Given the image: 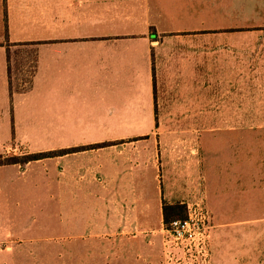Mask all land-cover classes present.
Masks as SVG:
<instances>
[{"label":"crops","instance_id":"obj_1","mask_svg":"<svg viewBox=\"0 0 264 264\" xmlns=\"http://www.w3.org/2000/svg\"><path fill=\"white\" fill-rule=\"evenodd\" d=\"M239 7L261 9L264 19V0H0V148L55 152L0 169L53 160L59 197L118 205L121 264H163L162 206L189 194L197 152L191 135L238 127L211 126L210 119L264 118V26H225L241 16L253 22ZM18 134H39L42 145L31 150ZM82 134L120 136L63 138ZM130 162L163 178L156 194L138 190L141 170L133 180L123 175ZM221 177L216 173L214 204L233 203L239 193L222 190ZM205 205L212 264H264V222L213 223L209 200Z\"/></svg>","mask_w":264,"mask_h":264},{"label":"rangeland","instance_id":"obj_2","mask_svg":"<svg viewBox=\"0 0 264 264\" xmlns=\"http://www.w3.org/2000/svg\"><path fill=\"white\" fill-rule=\"evenodd\" d=\"M239 8L248 13L252 7ZM257 8L262 9L263 6ZM260 11L247 14L253 22L246 21L243 19L246 16H241L242 19L225 23V26H264V19H258L260 16L257 13ZM257 20L261 23L255 22ZM82 119L86 121L85 117ZM68 121L73 126L83 125L82 128L94 126L79 123L80 118H68ZM236 124L238 127L234 131L191 135L194 138L191 140L192 146L197 152L192 159L189 194L178 196L173 203L182 205L196 198L203 199L205 203L209 200L213 223L264 222V118H240L233 122L231 119H222L216 124L214 119H210L211 126L225 128ZM116 136L120 135L82 134L63 135V138L64 141L86 142ZM123 136L133 139L139 135L127 133ZM39 137V134L14 135L16 140L22 138L25 143L30 144L31 150H38L42 145ZM49 141L54 140L47 139L44 142ZM140 147L141 145L137 146ZM177 152L181 154V151L175 150V181L179 178L178 171L182 166V159L177 156ZM20 154L29 153L23 148H0V155L3 157ZM44 163L46 164H33L25 171L15 168L0 169V264H121L124 246L117 228L118 205L111 204L108 209L106 201L101 198L59 197L53 160ZM140 170L145 173V179L143 177L142 183L137 181L138 190L156 194V186L160 190L163 178L154 179L155 170L148 171L143 167L135 170L133 162H130L126 163L123 175H129L133 180ZM216 173L222 176V190L227 191L233 187L239 193L233 203L214 204ZM231 178L235 181L238 178V182L229 183ZM134 184L132 181V185ZM226 206H238L241 210L223 213ZM242 207H248V211H243ZM152 226L157 230L159 222ZM255 227L258 225H254ZM102 240H110L111 243ZM105 256L111 259L106 261Z\"/></svg>","mask_w":264,"mask_h":264},{"label":"built area","instance_id":"obj_3","mask_svg":"<svg viewBox=\"0 0 264 264\" xmlns=\"http://www.w3.org/2000/svg\"><path fill=\"white\" fill-rule=\"evenodd\" d=\"M186 217L162 228L163 264H212L210 213L201 198L182 203Z\"/></svg>","mask_w":264,"mask_h":264},{"label":"trees","instance_id":"obj_4","mask_svg":"<svg viewBox=\"0 0 264 264\" xmlns=\"http://www.w3.org/2000/svg\"><path fill=\"white\" fill-rule=\"evenodd\" d=\"M101 146V145H99ZM98 145H91L88 148H96ZM84 147L69 149L66 151H60L61 153L65 152H75L84 150ZM55 152L49 153H32L22 156H13V157H3L0 155V166L9 165V164H19L21 166L27 164L28 162L37 161L47 157H53ZM186 217V210L184 205H180L178 203L174 204H166L164 203L162 206V218L163 223L168 225L171 221L176 219H184Z\"/></svg>","mask_w":264,"mask_h":264}]
</instances>
